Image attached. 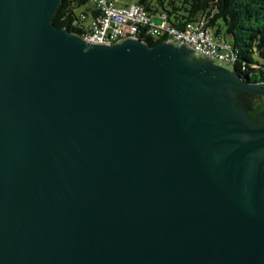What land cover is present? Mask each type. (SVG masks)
Masks as SVG:
<instances>
[{
	"label": "water",
	"instance_id": "95a60500",
	"mask_svg": "<svg viewBox=\"0 0 264 264\" xmlns=\"http://www.w3.org/2000/svg\"><path fill=\"white\" fill-rule=\"evenodd\" d=\"M60 2L0 0V264H264V83Z\"/></svg>",
	"mask_w": 264,
	"mask_h": 264
},
{
	"label": "trees",
	"instance_id": "16d2710c",
	"mask_svg": "<svg viewBox=\"0 0 264 264\" xmlns=\"http://www.w3.org/2000/svg\"><path fill=\"white\" fill-rule=\"evenodd\" d=\"M135 1L151 15H164L168 24L181 28L200 18L215 38L230 42L237 52L235 73L253 83H264V0H126ZM87 7V0H61L52 17V24L79 35L73 26L78 10ZM165 39L144 43L156 46Z\"/></svg>",
	"mask_w": 264,
	"mask_h": 264
},
{
	"label": "built area",
	"instance_id": "2783aa9c",
	"mask_svg": "<svg viewBox=\"0 0 264 264\" xmlns=\"http://www.w3.org/2000/svg\"><path fill=\"white\" fill-rule=\"evenodd\" d=\"M73 26L81 29L82 40L95 44L113 45L121 40L165 39L170 44L186 43L188 47L210 56L227 67L229 43L215 38L200 18L176 28L168 24L164 15H151L135 1L87 0L84 11H78Z\"/></svg>",
	"mask_w": 264,
	"mask_h": 264
},
{
	"label": "bare ground",
	"instance_id": "6f19581e",
	"mask_svg": "<svg viewBox=\"0 0 264 264\" xmlns=\"http://www.w3.org/2000/svg\"><path fill=\"white\" fill-rule=\"evenodd\" d=\"M229 57H228V62H227V67L229 68H234L236 61V57H237V52L235 51V49L232 48L231 44L229 43Z\"/></svg>",
	"mask_w": 264,
	"mask_h": 264
},
{
	"label": "rangeland",
	"instance_id": "374dc122",
	"mask_svg": "<svg viewBox=\"0 0 264 264\" xmlns=\"http://www.w3.org/2000/svg\"><path fill=\"white\" fill-rule=\"evenodd\" d=\"M122 1H125V0H122ZM84 10H86V7H84V8H81L80 10H78V11H84Z\"/></svg>",
	"mask_w": 264,
	"mask_h": 264
}]
</instances>
